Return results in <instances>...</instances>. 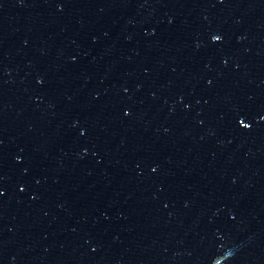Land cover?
<instances>
[{
	"label": "water",
	"instance_id": "1",
	"mask_svg": "<svg viewBox=\"0 0 264 264\" xmlns=\"http://www.w3.org/2000/svg\"><path fill=\"white\" fill-rule=\"evenodd\" d=\"M0 264H264V0H0Z\"/></svg>",
	"mask_w": 264,
	"mask_h": 264
}]
</instances>
